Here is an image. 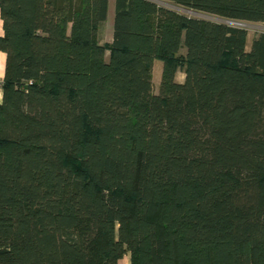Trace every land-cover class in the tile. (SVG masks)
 <instances>
[{"label": "trees", "instance_id": "trees-1", "mask_svg": "<svg viewBox=\"0 0 264 264\" xmlns=\"http://www.w3.org/2000/svg\"><path fill=\"white\" fill-rule=\"evenodd\" d=\"M161 1L264 23V0ZM107 11L0 0V264H264V32L247 51L244 28L114 0L101 44Z\"/></svg>", "mask_w": 264, "mask_h": 264}, {"label": "rangeland", "instance_id": "rangeland-1", "mask_svg": "<svg viewBox=\"0 0 264 264\" xmlns=\"http://www.w3.org/2000/svg\"><path fill=\"white\" fill-rule=\"evenodd\" d=\"M161 5H165L167 7L174 8L179 12L185 13L186 15H191L195 17L205 18L211 21L216 22H223L230 26H237L246 29L247 31V42L245 49L248 51L250 49L252 39L258 35L260 32H264V23L262 22H250V21H237V20H230V19H223L218 16L212 14L202 13L200 11H192L185 9L181 6L175 5L171 2L161 1V0H154ZM113 12H114V0H108V11H107V18L102 23L101 27L99 28L98 32V39L102 44L110 42L112 35V24H113ZM180 52H184L182 49ZM105 59H108V51H105ZM161 67L162 61L155 59L153 61L152 66V90L154 93L158 92V86L161 77ZM184 78V73L181 68H178L175 75V80L177 82L182 81Z\"/></svg>", "mask_w": 264, "mask_h": 264}, {"label": "crops", "instance_id": "crops-1", "mask_svg": "<svg viewBox=\"0 0 264 264\" xmlns=\"http://www.w3.org/2000/svg\"><path fill=\"white\" fill-rule=\"evenodd\" d=\"M113 31V28H112ZM3 34V29H2V20L0 18V36ZM110 38L112 40V35H110ZM110 40V41H111ZM100 42V41H99ZM101 43V42H100ZM102 44V43H101ZM5 62H6V54L5 52L0 50V103L2 102V88H1V83L4 77V71H5ZM176 75V74H175ZM184 80V78H183ZM182 80V81H183ZM179 81V82H182ZM119 264H129V254H125L121 260Z\"/></svg>", "mask_w": 264, "mask_h": 264}]
</instances>
